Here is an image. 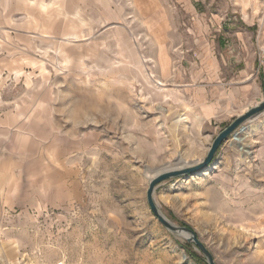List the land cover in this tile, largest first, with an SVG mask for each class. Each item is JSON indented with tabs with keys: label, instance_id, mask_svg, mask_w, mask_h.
I'll list each match as a JSON object with an SVG mask.
<instances>
[{
	"label": "rangeland",
	"instance_id": "rangeland-1",
	"mask_svg": "<svg viewBox=\"0 0 264 264\" xmlns=\"http://www.w3.org/2000/svg\"><path fill=\"white\" fill-rule=\"evenodd\" d=\"M199 53L220 67L191 79ZM259 60L264 0H0V264H200L149 178L264 99ZM244 127L153 193L216 264H264V112Z\"/></svg>",
	"mask_w": 264,
	"mask_h": 264
},
{
	"label": "water",
	"instance_id": "water-1",
	"mask_svg": "<svg viewBox=\"0 0 264 264\" xmlns=\"http://www.w3.org/2000/svg\"><path fill=\"white\" fill-rule=\"evenodd\" d=\"M264 112V99L253 107L247 109L244 113L235 117L224 129H222L213 139L205 157L199 161L177 165L181 163L178 159L177 164L171 168L161 170L149 180L146 190V202L149 210L157 221L170 233L183 237L188 243H192L196 249L202 254L206 264H216L212 254L197 237V234L186 226H178L171 223L160 211L159 207L153 199V193L158 184L171 178H178L196 174L206 169L214 160L220 146L229 139L234 137L239 131H244V124L260 113Z\"/></svg>",
	"mask_w": 264,
	"mask_h": 264
},
{
	"label": "crops",
	"instance_id": "crops-1",
	"mask_svg": "<svg viewBox=\"0 0 264 264\" xmlns=\"http://www.w3.org/2000/svg\"><path fill=\"white\" fill-rule=\"evenodd\" d=\"M191 12H196L194 7H193V11H191ZM197 23H199V24L201 23L199 20V17H198ZM74 37L76 38V36H74ZM194 59H195L194 62H190L191 70H190L189 74L191 76V79H193V78L200 79L201 77L204 76V74L213 73L214 70H217L220 67V62H219V59H218L216 54L199 53L196 57H194ZM252 63H253V59H251V64ZM158 66H159V70H160V77L157 79L162 80V81H166V80L168 81V79L170 78L169 74H171V61L169 60L167 54L163 51L161 46L158 49ZM240 71H242V70H240ZM147 81L148 80L146 78H144V82L148 83ZM188 87H190L191 91L196 90V92L193 96V99L197 105L201 106L202 105V97H203V95H201L202 94L201 91L198 88L194 90L193 84H189ZM151 92H152V95L154 97H158V98H166L168 96L167 89L162 90V91H156V90L152 89ZM200 109H201V113L203 114V116H208L213 111V108L209 104H205V105L201 106ZM183 119H186V117H184Z\"/></svg>",
	"mask_w": 264,
	"mask_h": 264
},
{
	"label": "trees",
	"instance_id": "trees-1",
	"mask_svg": "<svg viewBox=\"0 0 264 264\" xmlns=\"http://www.w3.org/2000/svg\"><path fill=\"white\" fill-rule=\"evenodd\" d=\"M191 257L195 259L196 261L200 262V264H206L203 258H198L194 256L193 254H191Z\"/></svg>",
	"mask_w": 264,
	"mask_h": 264
},
{
	"label": "bare ground",
	"instance_id": "bare-ground-1",
	"mask_svg": "<svg viewBox=\"0 0 264 264\" xmlns=\"http://www.w3.org/2000/svg\"><path fill=\"white\" fill-rule=\"evenodd\" d=\"M160 86L163 87L164 85H163V84H160ZM233 140H235V141H237V142H240V141H241V139H237V140H236V138H233ZM245 151H246V150H245ZM246 152L248 153V151H246ZM178 165H179V164H178ZM183 165H185V164H182V166H183ZM166 169H167V168H166ZM162 170H165V169H162ZM160 171H161V170H160ZM160 171H159V172H160ZM157 173H158V172H157ZM157 173H155V174H157ZM155 174L152 175L149 179H151L152 177H154Z\"/></svg>",
	"mask_w": 264,
	"mask_h": 264
},
{
	"label": "built area",
	"instance_id": "built-area-1",
	"mask_svg": "<svg viewBox=\"0 0 264 264\" xmlns=\"http://www.w3.org/2000/svg\"><path fill=\"white\" fill-rule=\"evenodd\" d=\"M260 68H262V72H263V75H264V62L263 61L262 62L260 61V63H259L258 69H260Z\"/></svg>",
	"mask_w": 264,
	"mask_h": 264
}]
</instances>
